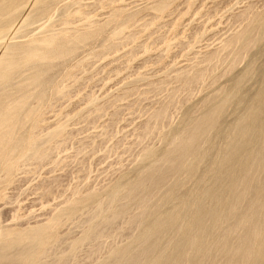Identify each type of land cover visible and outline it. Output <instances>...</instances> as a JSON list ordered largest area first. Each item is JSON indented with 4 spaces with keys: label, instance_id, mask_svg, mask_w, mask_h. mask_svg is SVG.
<instances>
[{
    "label": "rangeland",
    "instance_id": "1",
    "mask_svg": "<svg viewBox=\"0 0 264 264\" xmlns=\"http://www.w3.org/2000/svg\"><path fill=\"white\" fill-rule=\"evenodd\" d=\"M15 8L0 14V30L6 32L0 60L50 36L60 46L82 41L48 66L41 86L29 81L33 64L0 85L1 105L13 106L25 97L13 131L16 164L8 174L0 171V248L6 238H19L76 207L74 218L49 236L51 244L60 241L56 253L67 255L68 245L84 235L86 226L77 224L85 217L88 196L105 199L114 185L134 181L151 165L143 160L144 152L162 154L190 119L232 92L237 47L230 40L252 16L264 14V0H18ZM241 12L248 16L242 18ZM261 50L259 69L264 43ZM196 75L201 79L188 87ZM234 106L226 111L223 128L234 123ZM161 113L162 120L156 118ZM33 140L37 149L50 152L39 165L28 160L27 144ZM220 140L214 139L218 148L225 146ZM184 186L182 194L194 190L191 182ZM126 229L119 223L91 258V246L82 244L69 264L108 263L110 247L129 243ZM27 244L11 249L6 262L19 257Z\"/></svg>",
    "mask_w": 264,
    "mask_h": 264
},
{
    "label": "bare ground",
    "instance_id": "2",
    "mask_svg": "<svg viewBox=\"0 0 264 264\" xmlns=\"http://www.w3.org/2000/svg\"><path fill=\"white\" fill-rule=\"evenodd\" d=\"M17 2L0 0V14L15 12ZM256 14L230 40L229 45L237 47L232 92L214 100L200 117H187V125L168 141L162 154L144 152L143 160L151 165L134 181L114 185L105 199L88 196L84 200L88 203L85 217L77 224L86 226L84 235L68 245L69 254L58 255L60 241L51 244L49 236L61 222L74 218L76 207L67 208L52 222L19 238H6L0 248V264H69L84 243L92 248L91 258L101 252L100 242L112 237L119 223L125 225V231H131L127 234L129 243L124 248L110 247L109 262L103 264H264V67L256 66L264 43V14ZM4 33L0 30V42ZM81 41L77 38L71 46H60L50 36L38 46L12 50L0 60V85L23 65L33 64L35 72L29 81L41 86L48 66L70 55ZM201 77L196 75L186 85ZM231 105L236 107L235 121L223 128L224 115ZM24 106L25 97L13 106L0 104V171L6 174L16 164L12 157L19 148L13 131ZM161 117L163 113L156 114V118ZM214 139L224 140L225 146L216 147ZM204 143L208 149L202 147ZM36 146L34 140L27 144L28 160L39 165L48 160L50 152ZM186 182L193 183L194 190L182 194ZM171 206L174 208L168 209ZM22 241L28 244L19 257L6 262L7 253L20 247ZM51 254L53 260H42Z\"/></svg>",
    "mask_w": 264,
    "mask_h": 264
}]
</instances>
